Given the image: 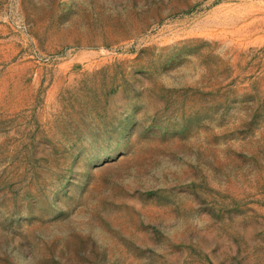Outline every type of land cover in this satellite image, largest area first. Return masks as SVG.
Segmentation results:
<instances>
[{
    "label": "rangeland",
    "instance_id": "rangeland-1",
    "mask_svg": "<svg viewBox=\"0 0 264 264\" xmlns=\"http://www.w3.org/2000/svg\"><path fill=\"white\" fill-rule=\"evenodd\" d=\"M0 264H264V0H0Z\"/></svg>",
    "mask_w": 264,
    "mask_h": 264
}]
</instances>
